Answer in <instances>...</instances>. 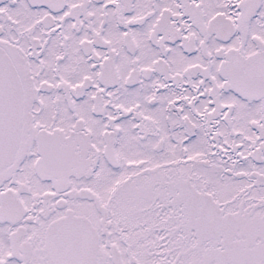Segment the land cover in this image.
Here are the masks:
<instances>
[{
	"label": "snow or ice",
	"instance_id": "6c2138e0",
	"mask_svg": "<svg viewBox=\"0 0 264 264\" xmlns=\"http://www.w3.org/2000/svg\"><path fill=\"white\" fill-rule=\"evenodd\" d=\"M0 264H264V0H0Z\"/></svg>",
	"mask_w": 264,
	"mask_h": 264
}]
</instances>
